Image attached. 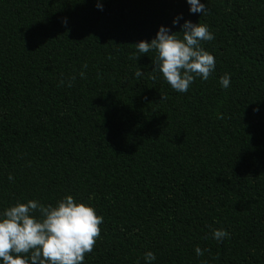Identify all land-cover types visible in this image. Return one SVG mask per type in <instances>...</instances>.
Here are the masks:
<instances>
[{"label": "trees", "instance_id": "obj_1", "mask_svg": "<svg viewBox=\"0 0 264 264\" xmlns=\"http://www.w3.org/2000/svg\"><path fill=\"white\" fill-rule=\"evenodd\" d=\"M99 2L0 0V212L91 204L103 223L85 264H144L146 251L264 264V0H200L201 17L186 0ZM177 15L214 34L202 47L215 71L186 93L151 72L154 52L136 59L160 26L180 30Z\"/></svg>", "mask_w": 264, "mask_h": 264}, {"label": "clouds", "instance_id": "obj_2", "mask_svg": "<svg viewBox=\"0 0 264 264\" xmlns=\"http://www.w3.org/2000/svg\"><path fill=\"white\" fill-rule=\"evenodd\" d=\"M186 3L190 14L199 13L200 17L208 14L207 5L200 0H186ZM95 7L103 10L99 0ZM182 19V15H177L172 27ZM61 23L66 25L67 19ZM179 28L178 32H172L171 28L162 25L150 42L136 43V52L140 54L136 59L154 52L151 72L161 74L174 91L186 93L197 77L207 81L215 71L214 56L202 47V42L212 41L214 34L207 24L190 20H184ZM86 67V64L82 65V68ZM143 74L139 67L134 73L137 78ZM79 75L85 77L83 71ZM230 80V74L225 73L219 78V84L228 88ZM68 86L71 87L70 81ZM13 179L9 174L8 180ZM102 223L103 217L91 204L77 201L71 195L59 199L55 205L42 204L35 199L17 201L0 212V264H85L86 254L93 251L100 236ZM227 236L224 229L211 230V238L218 243ZM194 252L197 257L203 255L199 246ZM143 260L144 264H154L156 256L146 251Z\"/></svg>", "mask_w": 264, "mask_h": 264}]
</instances>
